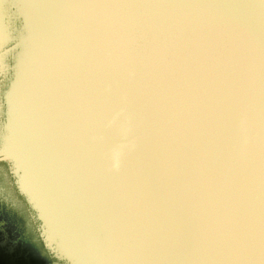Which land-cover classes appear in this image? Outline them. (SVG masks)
Here are the masks:
<instances>
[{
    "label": "rangeland",
    "instance_id": "1",
    "mask_svg": "<svg viewBox=\"0 0 264 264\" xmlns=\"http://www.w3.org/2000/svg\"><path fill=\"white\" fill-rule=\"evenodd\" d=\"M77 1L0 0V156L18 173L16 190L42 220L45 247L58 257L48 259L51 253L20 238L31 260L21 256L18 243L2 242L0 264H209L216 245L205 195L181 177L175 159L191 156L175 143L173 126L161 122L168 110L180 111L181 91L192 102L199 95L187 89L194 84L208 94L220 91L226 78L242 75L251 23L264 26V4L257 3L263 0ZM255 31H261L258 56L264 65V30ZM82 50L91 58L96 54L90 64L92 134L105 136L116 150L107 154L115 164L102 182L105 219L90 204V221L77 224L71 218L86 199V167L70 155L69 127L73 111L83 105L69 97L68 64ZM114 53L120 71L108 68ZM59 64L60 74L52 78V66ZM105 70L106 79L113 70L118 83L131 81L132 91L122 89L117 101H106L109 85L102 92L97 82ZM147 102V112L128 113ZM92 109L106 115L98 119ZM28 161H36L29 176L21 173ZM20 229L29 234L26 224Z\"/></svg>",
    "mask_w": 264,
    "mask_h": 264
},
{
    "label": "water",
    "instance_id": "2",
    "mask_svg": "<svg viewBox=\"0 0 264 264\" xmlns=\"http://www.w3.org/2000/svg\"><path fill=\"white\" fill-rule=\"evenodd\" d=\"M83 2L84 0H78L73 4L80 6ZM257 3L264 4V0ZM260 8L264 10V7ZM244 16L249 20L248 15ZM259 18L264 19V16ZM251 24L249 26L254 30L249 29L246 35L249 40L248 50H244L241 55L246 63L240 72L242 75L226 78L220 91L212 90L208 94V91L202 93L201 87L194 84L187 89L188 92H196L199 95L192 102L187 100L181 91L184 100L179 107L180 111L174 113L168 110L161 122L163 126H173L172 136H176L175 143L181 150H186L182 151L183 153L191 156V161H186L187 158L183 156L175 159L181 177L186 183L194 182L198 192L205 195V211L213 221L210 240L216 245L215 256L209 264H264V65L258 56L262 50L259 36L261 31H255L259 27L264 30V26ZM95 56L96 54L91 58L82 50L78 57L75 58L74 55L72 65L68 64L69 97L76 100L78 105H83L82 110L77 107L73 111L69 127L74 139L70 155L77 160H83L86 167V199L84 204L75 210V218H71L77 224L90 221V204L96 207L97 218L105 219L99 204L101 194H105L102 182L106 180V174L115 164V158L107 155H114V143L99 133L92 134L95 132L91 128L89 103L90 64ZM115 56L116 53L108 68L120 71L122 64ZM54 61H58V58ZM52 69V78H58L60 64L57 68L52 66ZM118 81L113 70L108 79L106 70L98 76L97 82L102 84V92L106 89V84L109 85L108 92L104 95L106 101H117L122 89L132 91L131 81L125 84ZM45 84L48 88L49 78L45 79ZM138 89L139 92L144 91L142 85ZM147 92L151 94L149 89ZM129 93L125 94L126 98ZM97 96L98 89L95 94V97ZM148 104L149 102L143 105L140 103V108L127 111L131 114L140 111L139 113L143 114L147 112ZM59 108L57 104L53 109ZM92 110H96L98 119L100 114L106 115L105 110L102 113H99L98 109ZM118 116L121 117L120 112ZM117 121L121 123L120 119ZM99 123L95 120L93 124ZM96 125L95 127H98ZM37 160L44 161L40 158ZM34 163L31 165L30 161L26 162L21 173L31 175ZM11 169L18 182V173L14 168ZM74 189L79 192L78 188ZM21 192L24 193L22 190ZM26 200L30 204V201ZM74 201L79 202L80 197ZM82 214L84 219L79 218ZM73 215L74 210L71 208V216ZM181 227L185 225L181 223ZM167 228L164 231H170V228ZM163 235L166 236L164 232Z\"/></svg>",
    "mask_w": 264,
    "mask_h": 264
},
{
    "label": "flooded vegetation",
    "instance_id": "3",
    "mask_svg": "<svg viewBox=\"0 0 264 264\" xmlns=\"http://www.w3.org/2000/svg\"><path fill=\"white\" fill-rule=\"evenodd\" d=\"M10 74L6 77V82L9 84L10 80ZM5 102V101H4ZM6 105V104H5ZM4 119L6 120V115L4 113ZM4 120V122H5ZM0 210L2 211V214L5 211H9L10 209H17V212L21 213L23 212V215L25 217V221L22 218L21 221L16 222V225L11 222H1L0 220V243L2 242H9V243H15L21 245V248L24 250L21 256H25V259L28 261L32 254L25 248V246L22 245L21 240H27V244H35L40 251L49 252L51 254L55 252L48 251V249L45 247V245H48L45 236L43 235L42 230V220L37 217L35 210L32 208V206L27 202L26 198L23 196L24 193H19V187L16 182V175L12 172L11 166L9 164V161L3 157V155L0 156ZM5 181L6 184L9 186L11 191H5L3 182ZM14 188L13 190L11 189ZM19 191H17V190ZM5 199H4V198ZM6 197L8 199H6ZM5 200V201H4ZM31 212V213H30ZM33 216H32V215ZM34 217V218H33ZM22 224H27L29 226V234L25 235L22 229H20V226ZM21 232V234H20ZM22 233L24 235H22ZM55 245V244H51ZM49 254V258H54V256H51ZM27 256V258H26ZM29 257V258H28ZM55 260H58V257H55ZM30 263L33 264L31 261Z\"/></svg>",
    "mask_w": 264,
    "mask_h": 264
},
{
    "label": "trees",
    "instance_id": "4",
    "mask_svg": "<svg viewBox=\"0 0 264 264\" xmlns=\"http://www.w3.org/2000/svg\"><path fill=\"white\" fill-rule=\"evenodd\" d=\"M6 199H8V198L6 197ZM0 220H1V222H11V223L16 225V222L21 221V213L17 212V209H10L9 211H5L2 214V211L0 210ZM26 226L29 227L27 224H26ZM22 235H24V234L22 233Z\"/></svg>",
    "mask_w": 264,
    "mask_h": 264
},
{
    "label": "crops",
    "instance_id": "5",
    "mask_svg": "<svg viewBox=\"0 0 264 264\" xmlns=\"http://www.w3.org/2000/svg\"><path fill=\"white\" fill-rule=\"evenodd\" d=\"M17 182V181H16ZM17 184H18V182H17ZM19 186V185H18ZM21 188H20V186H19V190H20Z\"/></svg>",
    "mask_w": 264,
    "mask_h": 264
}]
</instances>
